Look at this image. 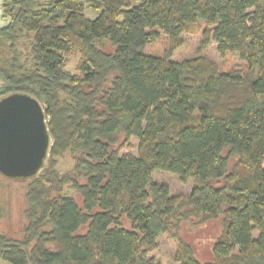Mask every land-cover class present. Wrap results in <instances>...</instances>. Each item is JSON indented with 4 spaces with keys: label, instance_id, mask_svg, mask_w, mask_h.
<instances>
[{
    "label": "trees",
    "instance_id": "trees-1",
    "mask_svg": "<svg viewBox=\"0 0 264 264\" xmlns=\"http://www.w3.org/2000/svg\"><path fill=\"white\" fill-rule=\"evenodd\" d=\"M88 3L94 18L84 0H2L9 22L0 28V98L38 99L53 146L47 167L24 182L22 236L0 232V260L264 264V0ZM198 22L206 26L202 46L212 38L220 54L236 52L245 72H220L204 57L170 59ZM160 32L171 50L145 54ZM103 40L114 50L99 47ZM75 51L78 74H71L66 56ZM120 134L137 138V156L120 153ZM66 153L73 165L60 172ZM156 170L192 179L189 195H170L152 181ZM221 214L213 260L199 263L174 230L192 215ZM163 235L177 243L175 253L148 255Z\"/></svg>",
    "mask_w": 264,
    "mask_h": 264
},
{
    "label": "rangeland",
    "instance_id": "rangeland-1",
    "mask_svg": "<svg viewBox=\"0 0 264 264\" xmlns=\"http://www.w3.org/2000/svg\"><path fill=\"white\" fill-rule=\"evenodd\" d=\"M86 7L87 17L94 18L96 13L88 8V0H84ZM132 4L135 0H131ZM203 22H198L190 25L181 34L178 47L171 50L170 40L162 32L159 33L157 39L144 46L143 52L148 55L157 57H164L167 52L171 50L170 59L175 62H182L197 57H204L205 59L213 62L220 72H230L233 70H240L245 72L247 67L246 63L239 59L236 52H225L220 54L217 51L216 42L211 38L206 46H202L203 37L202 31L205 28ZM105 52H111L114 47L107 41L98 44ZM80 54L75 51L66 56L65 69L71 74H78L77 65L79 62ZM123 135H119L117 144H122L120 153H129L137 156L138 153V140L136 137H131L127 141H123ZM116 144V145H117ZM225 153V151H224ZM58 159V158H57ZM73 160L69 154L63 155L58 159V170L65 172L71 169ZM151 179L157 183H164L168 186L170 195L175 197H186L189 195L192 188V179L187 183H182L176 174L156 170L152 173ZM26 183L13 182L4 179L0 176V232L20 238L22 236L21 229L24 225V218L22 210L27 205L24 198ZM63 190L72 195L76 202L81 205L80 195L71 189L68 183L63 185ZM123 226L130 228V222L127 219H122ZM223 215L217 218H209L205 221H200V217L190 216L182 219L177 228L174 230L177 237L186 244L192 251L194 258L199 263H208L213 260L212 246L217 238L223 232ZM86 229L83 225L77 233H82ZM257 232H254L256 235ZM158 247L155 251H151L148 255L163 256L166 254H174L177 249V243L174 240L167 238L166 235L160 236L157 239ZM0 264H9L0 260ZM162 264L164 261L162 260Z\"/></svg>",
    "mask_w": 264,
    "mask_h": 264
},
{
    "label": "water",
    "instance_id": "water-1",
    "mask_svg": "<svg viewBox=\"0 0 264 264\" xmlns=\"http://www.w3.org/2000/svg\"><path fill=\"white\" fill-rule=\"evenodd\" d=\"M53 138L44 106L26 93L0 98V176L13 182L37 177L48 165Z\"/></svg>",
    "mask_w": 264,
    "mask_h": 264
},
{
    "label": "crops",
    "instance_id": "crops-1",
    "mask_svg": "<svg viewBox=\"0 0 264 264\" xmlns=\"http://www.w3.org/2000/svg\"><path fill=\"white\" fill-rule=\"evenodd\" d=\"M9 22V19L4 17L2 9V0H0V28L5 27Z\"/></svg>",
    "mask_w": 264,
    "mask_h": 264
}]
</instances>
